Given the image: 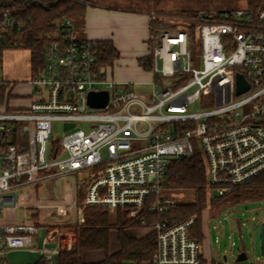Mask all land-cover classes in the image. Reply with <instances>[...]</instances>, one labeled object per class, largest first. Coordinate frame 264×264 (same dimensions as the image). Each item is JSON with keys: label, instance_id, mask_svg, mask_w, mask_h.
<instances>
[{"label": "built area", "instance_id": "1", "mask_svg": "<svg viewBox=\"0 0 264 264\" xmlns=\"http://www.w3.org/2000/svg\"><path fill=\"white\" fill-rule=\"evenodd\" d=\"M4 18L0 38L13 24L8 11ZM197 21L203 67L192 66L187 30L151 35L158 38L149 47L153 68L139 65L152 75L147 94L115 80L112 65L99 61L96 43L78 38L67 17L44 34V63L27 81L28 105L13 106L16 83L0 81L8 96L0 105V264H9L4 248H35L43 227L40 258L58 263L60 252L75 243L65 226L84 223L86 206L156 212L162 218L145 227L156 237L149 263L202 264L201 243L190 233L195 217L168 216L177 203L164 193L168 168L202 150L215 196L264 172V10L256 17L249 9L205 12ZM237 73L250 85L242 94ZM161 76H177L176 83L158 92ZM209 89L213 107L189 111ZM101 90L109 92L107 105L91 107L88 94ZM80 120L98 124L85 131ZM55 121L63 125L62 139L52 136ZM66 123L75 125L65 129ZM20 128L28 144L14 138ZM70 175L75 185L66 183L61 200L37 197L35 189ZM24 208L33 212L17 221Z\"/></svg>", "mask_w": 264, "mask_h": 264}, {"label": "trees", "instance_id": "2", "mask_svg": "<svg viewBox=\"0 0 264 264\" xmlns=\"http://www.w3.org/2000/svg\"><path fill=\"white\" fill-rule=\"evenodd\" d=\"M146 2V0H142ZM160 6L168 0H155ZM93 0H0V23L8 17L13 21L8 30L2 32L0 38V63L5 50L27 49L31 53V67L33 73L44 63L45 48L44 34L54 33L58 22L67 17L80 22L84 16L88 3ZM248 9L257 16L264 10V0H249ZM239 7L228 9L235 10ZM196 17L198 15H195ZM196 23L180 25L168 23L164 19L151 20L152 36L163 30H187L189 45L192 52H200L201 44L195 32ZM152 41V40H151ZM98 59L112 65L119 58L120 53L111 40L96 41ZM138 64L145 70L153 68V54L149 53L138 59ZM8 97V96H7ZM4 85L0 86V105L7 98ZM15 139L20 138L28 144V135L24 129H19ZM171 191H190L194 194L193 202H177L168 213L169 218L181 220L194 216L195 223L190 230L191 236L200 243L204 238L202 215L208 205L232 204L236 205L248 199H264V172L251 178L243 185L236 186L221 196L213 195V188L207 180L205 156L200 150H195L192 156L173 162L168 168L167 182L164 193L168 196ZM83 199L82 191L79 200ZM130 208H118L111 212L102 206H86L84 209V223H70L65 228L75 234V243L70 250L59 254L56 264H150L149 260L156 248V237L148 231L143 237L130 236L127 230L149 227L153 221L161 219L158 213L150 212L147 208L136 215ZM145 217L148 224L144 225L141 218ZM116 231L120 249L110 254V235ZM103 250L106 253L104 260L96 263H85V251ZM33 264H50L45 259H39Z\"/></svg>", "mask_w": 264, "mask_h": 264}, {"label": "rangeland", "instance_id": "3", "mask_svg": "<svg viewBox=\"0 0 264 264\" xmlns=\"http://www.w3.org/2000/svg\"><path fill=\"white\" fill-rule=\"evenodd\" d=\"M96 3H104L123 8H129L140 11L152 10L158 14V18L164 19L168 23H177L180 25L198 24V19L203 13L213 15L228 9L239 7V9H248L249 0H168L165 5H158L155 0H93ZM195 15H198L197 17ZM79 26V22L77 24ZM152 39V47L158 44V38ZM29 55L27 49H14L5 52V60L10 61L12 68H18L19 62L14 59V55ZM192 66L197 69L203 67L202 58L199 51L193 52ZM2 69L0 66V80L2 79ZM146 80L148 77H141ZM176 77H160L156 86L158 92L167 87H173L176 83ZM28 79L26 80V82ZM212 91L206 90L202 98L189 105V111L197 112L212 108ZM14 105V99L12 101ZM16 105V103H15ZM98 122L80 120L78 128L89 131ZM65 134L63 125L55 121L53 138L62 139ZM201 153H204L201 150ZM66 181V182H65ZM76 176H68L66 179H55L45 185L35 189L39 199H62L67 189L66 183L75 185ZM26 193V190L18 192V198ZM168 197L176 202H193L194 194L190 191H171ZM33 212L31 209H19L16 213V220L25 218V214ZM115 212V211H111ZM55 219V218H51ZM264 219V199H248L239 204H218L208 205L202 215V227L204 238L201 243V250L204 256H208L216 264H263L264 254L260 249L259 227ZM140 229V234H146L147 228ZM44 227L40 234L34 236L36 247L30 249H3V257L9 264H31L33 261L41 259L38 252L41 239L44 234ZM234 243V244H233ZM245 253L246 258L237 261V256Z\"/></svg>", "mask_w": 264, "mask_h": 264}, {"label": "crops", "instance_id": "4", "mask_svg": "<svg viewBox=\"0 0 264 264\" xmlns=\"http://www.w3.org/2000/svg\"><path fill=\"white\" fill-rule=\"evenodd\" d=\"M152 10L140 11L120 6L104 3L91 2L85 10L84 16L78 23L74 22L76 35L80 39H90L94 42L100 40H111L120 53L118 59L111 67V76L123 84H133V88L138 92L147 94L151 88L152 75L140 68L138 59L150 53L152 46L151 39V19ZM14 50V49H8ZM5 50L0 63L2 69V79L0 81L16 83L14 105L23 107L29 104V86L26 80L33 74L31 67V53L15 54L14 59L19 62V67L14 70L10 61L5 60ZM148 77L141 80V77ZM13 101V99H12ZM16 103V105H15ZM133 237H143L140 229L127 230ZM202 242H204L202 240ZM234 244V243H233ZM120 249L118 235L112 231L110 235V254ZM106 253L103 250L85 251L83 261L85 263H96L104 260ZM38 261V260H37ZM33 261L31 264L35 263ZM208 256L202 253V264H216ZM264 264V262H263Z\"/></svg>", "mask_w": 264, "mask_h": 264}, {"label": "water", "instance_id": "5", "mask_svg": "<svg viewBox=\"0 0 264 264\" xmlns=\"http://www.w3.org/2000/svg\"><path fill=\"white\" fill-rule=\"evenodd\" d=\"M236 83H237V94H242L246 92L250 85L243 74L237 73L236 75ZM109 99V92L107 90L101 91H91L88 94V103L93 108H103L107 105ZM74 123H66L65 129H69L74 127ZM259 238H260V249L264 254V222L260 224L259 227ZM246 258L245 253H240L237 256V261L243 260Z\"/></svg>", "mask_w": 264, "mask_h": 264}]
</instances>
